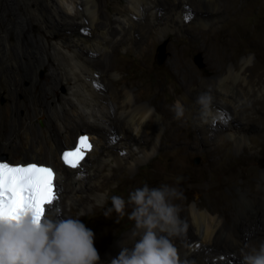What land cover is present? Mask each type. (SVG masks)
<instances>
[{
  "label": "bare ground",
  "instance_id": "bare-ground-1",
  "mask_svg": "<svg viewBox=\"0 0 264 264\" xmlns=\"http://www.w3.org/2000/svg\"><path fill=\"white\" fill-rule=\"evenodd\" d=\"M124 3L112 4L110 19L99 0H0V20L7 21L0 27V152H5L0 155L13 164L32 158L24 162L53 167L57 199L45 213L58 218L72 217L74 208L96 207L103 199L99 192L113 180L133 186L125 172L159 156L165 170L149 172L158 174L161 184L192 192L173 201L184 231L171 239L182 262L228 264L232 256L258 250L257 242L264 241V154L251 149L257 138L249 135L248 125H259L258 142L264 144V71L246 55L235 58L231 47L245 39L256 46L264 42V34L248 33L243 21L250 4ZM34 24L38 28L32 32ZM162 40L167 56L161 67L171 80L164 87L156 77L146 85L130 80L111 60L119 49H133L137 54L128 61L145 69ZM194 52L201 53L203 69L192 63ZM25 86L26 94H20ZM62 87L66 91L57 102ZM164 90L169 102L144 101L146 93ZM204 93L212 97L207 109L197 103ZM177 102L184 108L180 119ZM186 124L193 132L189 138L180 131ZM80 134L91 150L73 169L60 154L75 146ZM194 154L202 155L200 166L192 165ZM239 154L243 166L230 167L227 161ZM216 169L221 174L213 178ZM173 171L183 178L178 185ZM80 193L85 197L77 200ZM60 199L71 203L68 214L59 212ZM134 230L135 223L116 234L99 264H110L123 247L131 248L138 238Z\"/></svg>",
  "mask_w": 264,
  "mask_h": 264
},
{
  "label": "clouds",
  "instance_id": "clouds-1",
  "mask_svg": "<svg viewBox=\"0 0 264 264\" xmlns=\"http://www.w3.org/2000/svg\"><path fill=\"white\" fill-rule=\"evenodd\" d=\"M211 102L207 93L197 97V103L204 109ZM183 116L184 108L177 102L175 118ZM82 136L75 146L61 152V160L62 153L75 148ZM182 179L176 177V184ZM182 198L183 192L178 187L168 184L150 187L146 183L131 191L127 201L118 195L111 196V207L104 211V217L115 212L122 218L126 204L131 205L128 218L135 223L132 236L138 238L131 248L123 247L110 264H184L171 239L184 231L180 208L173 203ZM58 217L46 213L37 216L31 210L21 211L15 218L0 215V264H99L94 232L79 218ZM242 264H264V243L258 250L243 255Z\"/></svg>",
  "mask_w": 264,
  "mask_h": 264
},
{
  "label": "rangeland",
  "instance_id": "rangeland-1",
  "mask_svg": "<svg viewBox=\"0 0 264 264\" xmlns=\"http://www.w3.org/2000/svg\"><path fill=\"white\" fill-rule=\"evenodd\" d=\"M99 1L102 2L103 15L106 12V15L108 14V17L110 19L114 15V11L112 10V6H113L112 4H114L116 1H119V4H122V5L125 4L124 3L125 0H99ZM247 4L248 5L250 4L251 10H250L249 14L245 15V17L243 18V21L245 23L246 28L248 29L247 30L248 33L251 32L250 29H253V30L255 29V31L264 34V0H247ZM22 8H23V6H22ZM24 13L26 14V11H24ZM6 17H7V19H10L11 15L9 12H6ZM6 24H7V21L4 22L2 19L0 20V27L1 28H4L6 26ZM37 28H38V26L34 24L32 29H30V30L32 32H34ZM9 38L11 40L14 39V34L12 32L9 33ZM263 41H264V37H263ZM166 44H167V40H162L155 46L154 54H153V56H154L153 57V63L151 66H149V65L146 66L145 69H141L137 64L128 61L129 57H134L137 54V52L134 51L133 49H127L124 52L122 49H119V54L117 56H112L111 60L114 64H117L118 66L123 68L121 70L122 74L127 75L126 77H128V78L131 77V78H129L130 80L136 81V82H143L144 85H146V84L152 82L151 80L153 77H156V78H158L159 83L164 87L167 84L171 83L170 78L168 77V75L165 73V71L161 67L165 61L166 56H167ZM161 45L163 46L162 51H160L158 49V47H160ZM231 47H232L233 52H235L234 53L235 58H239L242 55H246L250 59L249 64L259 66L264 71V42L263 43L261 42L258 46H256V45L252 44L249 40L245 39L243 41H235L234 43H232ZM160 52L162 53V56H163L162 59L161 58L159 59V57H158ZM197 54L200 55V58H201L200 63L202 65H199L194 60V57ZM191 61H193L192 63L195 64V67L197 69H199V68L203 69L204 68V61H203V57H202L200 52L192 53L191 54ZM245 73H248V71H246ZM202 75H204V74L202 73ZM43 76H44V71H42V70L39 71V73H38L39 80H41ZM65 91L66 90L63 89V87L60 88V92L56 96L57 102H61V96L65 93ZM19 93L20 94H23V93L26 94V86L23 89V91H20ZM171 99H172V97L169 94V91H167V90L161 91L159 94L152 95V96H151V94L146 93L145 97H144V101H147L148 103H150L151 105H154V106H161V105L169 102ZM3 100L4 99L1 98V102H3ZM248 127H249V135L250 136H256V138H257L254 147L251 149L260 155L264 154V144L258 142L261 139V133L259 130V125L252 124V125H248ZM180 131L187 138H189L191 135H193L191 126L187 125V124L184 125V127H182L180 129ZM80 135H84V134H80ZM247 143L249 144L250 140H247ZM68 147L69 146H66V148H68ZM166 149L170 150V148H166ZM229 149L232 152H234L233 146H230ZM2 153H5V152H0V154H2ZM243 160H244L243 155L239 154L236 157L233 156L231 158V160H228L227 164L230 167L235 166L236 168H241L243 166V163H244ZM10 161L12 163V161H14V160L11 159ZM15 161L25 163L24 161H32V158H28V159L23 158V159L15 160ZM202 162H203V157L201 154L192 155V157H191L192 165L200 166L202 164ZM151 169H155V172H156V170H157V172H161V171L165 170V164L161 162V159L159 158V156L154 157L150 162H148L146 164L141 163L136 168V170H134V172H132V173L125 172L127 174V176L129 174H131V175H129V177L132 176L131 178L134 181L133 186L132 185L128 186L127 184H123L122 182H117L116 180H113L112 182H109L99 192L102 195L103 199H102L101 203L96 204L97 205L96 207L89 208L88 210H86L84 212L80 211L77 208H74L72 210V212H71L72 217L73 218H79L81 220V222L86 225V227H88L89 229H91L94 232L95 238L97 239V240L94 239V245H95L99 255L104 250V248L109 244V242L112 241L113 237L116 234H119L123 231H126L132 224H134V221H132L128 218V214L132 211V206L127 205V204H126V208H125L124 217H122V218L118 217V215L115 212H113L107 218L104 217V215H103L104 211L107 208L111 207V199H110L111 196L118 195V196L123 197L127 201L128 194L131 191H133L134 189L142 187L145 183L148 184L150 187H159L160 185H162L161 181H160L161 177L156 173L154 175L151 174L149 172ZM219 171L221 172L220 169H216L213 171V178L220 177L221 173ZM173 174L176 177L180 176V175H178L177 171H173ZM182 192L184 193L183 196H191V194H192V192H188V191H187L188 193L183 191V190H182ZM189 193H190V195H189ZM84 195L85 194L80 193L79 197H77V200L84 199V197H85ZM60 200L61 201H60L59 205H60L61 211H59V212H62L63 214H68V210H69L71 203L69 204V201H66V200H62V199H60ZM84 213H86V214H84ZM121 221H122V224H126L127 222L128 223L125 226H119V224H121ZM252 238H254V237H252ZM261 243H264V241H262L260 243L257 242V245H260ZM229 244L230 243H228V245ZM242 257H243V255L232 256L229 259L228 264H242ZM185 263L186 262H184V264Z\"/></svg>",
  "mask_w": 264,
  "mask_h": 264
},
{
  "label": "snow or ice",
  "instance_id": "snow-or-ice-1",
  "mask_svg": "<svg viewBox=\"0 0 264 264\" xmlns=\"http://www.w3.org/2000/svg\"><path fill=\"white\" fill-rule=\"evenodd\" d=\"M85 150H91L86 136L79 144L62 153V160L73 169L80 166ZM55 170L35 163L12 166L0 161V215L15 218L21 211L31 210L39 216L45 213V205L57 199L54 191Z\"/></svg>",
  "mask_w": 264,
  "mask_h": 264
},
{
  "label": "water",
  "instance_id": "water-1",
  "mask_svg": "<svg viewBox=\"0 0 264 264\" xmlns=\"http://www.w3.org/2000/svg\"><path fill=\"white\" fill-rule=\"evenodd\" d=\"M162 45L160 46V47H158V49L160 50V51H162ZM158 57H159V59L161 58H163V56H162V53L160 52V54L158 55ZM194 60H195V62L196 63H198L199 65H202L201 63H200V60H201V58H200V55L199 54H197L195 57H194ZM160 61V60H159ZM0 161H4V162H8V163H11V161L5 156V155H0ZM43 165V164H42Z\"/></svg>",
  "mask_w": 264,
  "mask_h": 264
},
{
  "label": "flooded vegetation",
  "instance_id": "flooded-vegetation-1",
  "mask_svg": "<svg viewBox=\"0 0 264 264\" xmlns=\"http://www.w3.org/2000/svg\"><path fill=\"white\" fill-rule=\"evenodd\" d=\"M46 164V163H45ZM46 165H48V164H46ZM52 167V166H51ZM53 168V167H52Z\"/></svg>",
  "mask_w": 264,
  "mask_h": 264
}]
</instances>
